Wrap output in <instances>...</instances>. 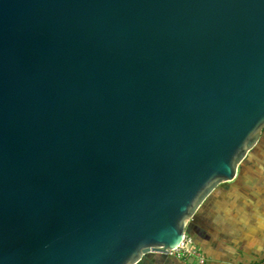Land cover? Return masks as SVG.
Wrapping results in <instances>:
<instances>
[{"label":"water","instance_id":"1","mask_svg":"<svg viewBox=\"0 0 264 264\" xmlns=\"http://www.w3.org/2000/svg\"><path fill=\"white\" fill-rule=\"evenodd\" d=\"M263 134L264 0H0V264L169 259Z\"/></svg>","mask_w":264,"mask_h":264},{"label":"crops","instance_id":"2","mask_svg":"<svg viewBox=\"0 0 264 264\" xmlns=\"http://www.w3.org/2000/svg\"><path fill=\"white\" fill-rule=\"evenodd\" d=\"M194 245L207 264L264 263V140L247 160L238 180L219 187L191 222ZM139 264H188L157 254Z\"/></svg>","mask_w":264,"mask_h":264},{"label":"built area","instance_id":"3","mask_svg":"<svg viewBox=\"0 0 264 264\" xmlns=\"http://www.w3.org/2000/svg\"><path fill=\"white\" fill-rule=\"evenodd\" d=\"M168 252L169 254H167L169 257L178 260H186L188 264H207V257L194 245L193 241L188 236H185L180 246L170 249Z\"/></svg>","mask_w":264,"mask_h":264},{"label":"rangeland","instance_id":"4","mask_svg":"<svg viewBox=\"0 0 264 264\" xmlns=\"http://www.w3.org/2000/svg\"><path fill=\"white\" fill-rule=\"evenodd\" d=\"M263 135H264V134H263ZM263 140H264V136H263V139H262L261 142H263ZM255 155H256V149L251 153V155H250V157L248 158V160H251L252 158H254ZM241 169H242V168H241Z\"/></svg>","mask_w":264,"mask_h":264},{"label":"trees","instance_id":"5","mask_svg":"<svg viewBox=\"0 0 264 264\" xmlns=\"http://www.w3.org/2000/svg\"><path fill=\"white\" fill-rule=\"evenodd\" d=\"M243 166V165H242Z\"/></svg>","mask_w":264,"mask_h":264}]
</instances>
